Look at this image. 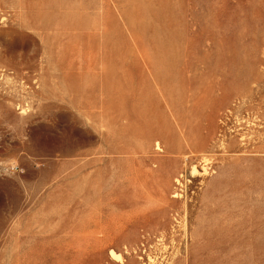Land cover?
<instances>
[{
  "label": "rangeland",
  "instance_id": "obj_1",
  "mask_svg": "<svg viewBox=\"0 0 264 264\" xmlns=\"http://www.w3.org/2000/svg\"><path fill=\"white\" fill-rule=\"evenodd\" d=\"M0 264H264V0H0Z\"/></svg>",
  "mask_w": 264,
  "mask_h": 264
},
{
  "label": "bare ground",
  "instance_id": "obj_2",
  "mask_svg": "<svg viewBox=\"0 0 264 264\" xmlns=\"http://www.w3.org/2000/svg\"><path fill=\"white\" fill-rule=\"evenodd\" d=\"M112 254H115V253H112ZM115 256V255H114ZM116 257V256H115ZM120 256H118V258H119Z\"/></svg>",
  "mask_w": 264,
  "mask_h": 264
}]
</instances>
